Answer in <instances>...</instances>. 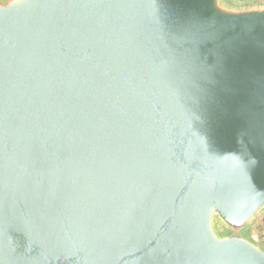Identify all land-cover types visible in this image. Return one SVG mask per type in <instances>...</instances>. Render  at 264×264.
I'll list each match as a JSON object with an SVG mask.
<instances>
[{
  "label": "water",
  "instance_id": "95a60500",
  "mask_svg": "<svg viewBox=\"0 0 264 264\" xmlns=\"http://www.w3.org/2000/svg\"><path fill=\"white\" fill-rule=\"evenodd\" d=\"M264 4H0V264H264Z\"/></svg>",
  "mask_w": 264,
  "mask_h": 264
},
{
  "label": "rangeland",
  "instance_id": "374dc122",
  "mask_svg": "<svg viewBox=\"0 0 264 264\" xmlns=\"http://www.w3.org/2000/svg\"><path fill=\"white\" fill-rule=\"evenodd\" d=\"M232 5H259L264 0H228ZM250 233L258 243L264 246V211L257 217L250 228Z\"/></svg>",
  "mask_w": 264,
  "mask_h": 264
},
{
  "label": "clouds",
  "instance_id": "9594fccd",
  "mask_svg": "<svg viewBox=\"0 0 264 264\" xmlns=\"http://www.w3.org/2000/svg\"><path fill=\"white\" fill-rule=\"evenodd\" d=\"M5 2H6V0H0V4H3Z\"/></svg>",
  "mask_w": 264,
  "mask_h": 264
}]
</instances>
